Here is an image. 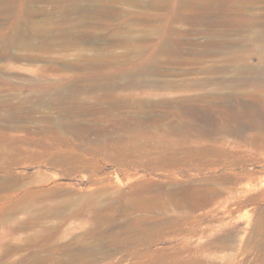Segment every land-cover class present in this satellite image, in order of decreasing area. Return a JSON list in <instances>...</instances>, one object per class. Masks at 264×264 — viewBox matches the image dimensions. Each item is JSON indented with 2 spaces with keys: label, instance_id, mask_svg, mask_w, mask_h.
I'll return each instance as SVG.
<instances>
[{
  "label": "rangeland",
  "instance_id": "obj_1",
  "mask_svg": "<svg viewBox=\"0 0 264 264\" xmlns=\"http://www.w3.org/2000/svg\"><path fill=\"white\" fill-rule=\"evenodd\" d=\"M263 186L264 0H0V264H264Z\"/></svg>",
  "mask_w": 264,
  "mask_h": 264
},
{
  "label": "bare ground",
  "instance_id": "obj_2",
  "mask_svg": "<svg viewBox=\"0 0 264 264\" xmlns=\"http://www.w3.org/2000/svg\"><path fill=\"white\" fill-rule=\"evenodd\" d=\"M173 102V101H172ZM174 103V102H173ZM171 104V103H170ZM169 104V105H170ZM178 104V103H177ZM175 105V104H174ZM190 109V108H189ZM186 112V111H185ZM195 112V111H194ZM232 112H234V113H236L237 111L236 110H232ZM71 114H74V113H69V114H67V116L68 117H71ZM198 115V114H197ZM194 116V115H193ZM196 117V116H195ZM189 126V125H188ZM191 126V125H190ZM195 126V125H194ZM215 126V125H214ZM184 128V127H183ZM186 128V127H185ZM188 129V128H187ZM190 130V129H189ZM189 130H187L188 132H189ZM201 130V129H200ZM193 131V130H192ZM197 131H198V129H197ZM202 132V131H201ZM211 132V131H210ZM183 133H184V131H183ZM186 133V132H185ZM190 134V133H189ZM192 135V134H191ZM236 157V156H235ZM238 157V156H237ZM241 158V157H240ZM242 158H244V157H242ZM241 160V159H240ZM245 160V159H244ZM231 162V161H230ZM240 163V172L239 173H237L238 175L237 176H240L241 178H234L235 180H237V179H239V180H242V179H251V177L250 176H252L253 175V171L251 170V169H247V168H244L245 166H243V164H245L243 161H240L239 162ZM235 165V164H234ZM226 166H228V165H226ZM237 166V165H236ZM231 169H233L232 167H231ZM234 172V171H233ZM236 172V171H235ZM235 174V173H234ZM232 178V177H231ZM264 187V186H263ZM264 193H260V195L259 196H261V195H263ZM253 198H255V197H253ZM252 200V199H251ZM248 201H250V199L248 200ZM235 208H239L240 206H241V202L240 201H236L235 203Z\"/></svg>",
  "mask_w": 264,
  "mask_h": 264
}]
</instances>
